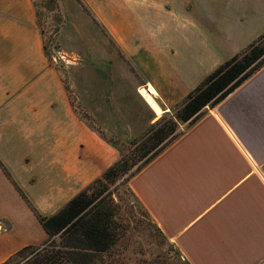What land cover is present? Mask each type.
I'll return each instance as SVG.
<instances>
[{
	"label": "crops",
	"instance_id": "crops-1",
	"mask_svg": "<svg viewBox=\"0 0 264 264\" xmlns=\"http://www.w3.org/2000/svg\"><path fill=\"white\" fill-rule=\"evenodd\" d=\"M141 2L106 0L99 18L134 69L131 93L151 121L264 33V0H164L148 9ZM116 157L48 64L33 1L0 0V162L11 179L48 216ZM131 187L189 264H264V65ZM0 221V262L47 238L1 167Z\"/></svg>",
	"mask_w": 264,
	"mask_h": 264
},
{
	"label": "rangeland",
	"instance_id": "rangeland-1",
	"mask_svg": "<svg viewBox=\"0 0 264 264\" xmlns=\"http://www.w3.org/2000/svg\"><path fill=\"white\" fill-rule=\"evenodd\" d=\"M32 1L48 51L46 60L57 71L75 112L116 150L117 157L110 165L122 154L129 159L130 167L125 173L108 188L97 189L94 202L101 199L110 208L117 241L108 251L92 254L88 264H189L154 222L133 192L131 182L214 105L205 106L196 120L180 121L175 116L176 110H171L151 121L131 93L134 69L99 18L106 0ZM141 3V9H148L150 5L165 2L142 0ZM259 60V66L244 80L264 65V54ZM117 87L123 92L117 94ZM117 97L119 103L114 102ZM168 120L176 122L175 129L140 158V147L147 141V135ZM127 128L132 132L126 133ZM137 129L140 132H134ZM134 149L136 154L132 153ZM0 225L5 224L0 221Z\"/></svg>",
	"mask_w": 264,
	"mask_h": 264
},
{
	"label": "trees",
	"instance_id": "trees-1",
	"mask_svg": "<svg viewBox=\"0 0 264 264\" xmlns=\"http://www.w3.org/2000/svg\"><path fill=\"white\" fill-rule=\"evenodd\" d=\"M43 48L47 55L44 41ZM263 54L264 33L242 51L224 61L190 91L174 107L176 118L180 121L198 119L205 106L214 105L258 67L261 63L259 59ZM175 127L176 122L168 120L147 135V141L140 147L142 150L140 158L167 137ZM133 143L135 144L134 140ZM132 153L136 154V149ZM0 167L10 178L47 234L43 242L28 244L17 249L0 264H88L92 260V254L98 255L108 251L117 241L110 208L101 199L94 201L98 195L96 194L98 188H108L118 176L129 169L128 156L122 154L62 208L48 216L41 214L32 205L1 162Z\"/></svg>",
	"mask_w": 264,
	"mask_h": 264
}]
</instances>
